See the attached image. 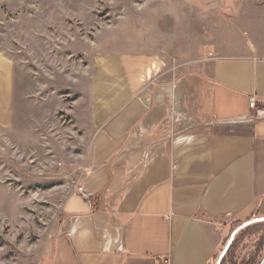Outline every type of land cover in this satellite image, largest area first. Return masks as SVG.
<instances>
[{
	"label": "crops",
	"instance_id": "0c3cea01",
	"mask_svg": "<svg viewBox=\"0 0 264 264\" xmlns=\"http://www.w3.org/2000/svg\"><path fill=\"white\" fill-rule=\"evenodd\" d=\"M234 10L192 57L94 58L87 149L42 264H213L234 226L264 219V3ZM23 74L0 46V137Z\"/></svg>",
	"mask_w": 264,
	"mask_h": 264
},
{
	"label": "rangeland",
	"instance_id": "374dc122",
	"mask_svg": "<svg viewBox=\"0 0 264 264\" xmlns=\"http://www.w3.org/2000/svg\"><path fill=\"white\" fill-rule=\"evenodd\" d=\"M245 2L264 0H0V46L24 72L13 128L0 137V264H42L61 229L87 149L81 98L94 58L181 46L191 56ZM251 233L235 264H248L261 239L262 260L264 226Z\"/></svg>",
	"mask_w": 264,
	"mask_h": 264
},
{
	"label": "trees",
	"instance_id": "16d2710c",
	"mask_svg": "<svg viewBox=\"0 0 264 264\" xmlns=\"http://www.w3.org/2000/svg\"><path fill=\"white\" fill-rule=\"evenodd\" d=\"M251 222L253 224L252 225H249V223L251 224ZM251 222H249L246 227H243V228L239 229L234 234V236L232 237V242L229 245V242L231 240V236H232V233L233 232L231 233V235L228 238V241H227L226 245L224 246V248L221 251V255H219L217 257L218 264H235L233 262V257H234L235 251L238 249V247L240 246V244H242V242H244V240L246 238L254 235V233H251L252 230L259 229L260 226H264V219H259V220L251 221ZM238 225L239 224H237V226ZM260 242L261 243L257 247L256 255L253 256L252 260L248 264H258L259 256L263 252L262 251L263 250L262 249V244H263L262 239H261Z\"/></svg>",
	"mask_w": 264,
	"mask_h": 264
},
{
	"label": "built area",
	"instance_id": "2783aa9c",
	"mask_svg": "<svg viewBox=\"0 0 264 264\" xmlns=\"http://www.w3.org/2000/svg\"><path fill=\"white\" fill-rule=\"evenodd\" d=\"M264 104V101H263ZM249 107L251 109H255L256 107V100L251 99L249 103ZM75 194L80 196L86 203L90 204L91 200L93 198V194L90 192L85 191L82 187H76L75 188ZM163 264H169L168 260H165Z\"/></svg>",
	"mask_w": 264,
	"mask_h": 264
},
{
	"label": "water",
	"instance_id": "95a60500",
	"mask_svg": "<svg viewBox=\"0 0 264 264\" xmlns=\"http://www.w3.org/2000/svg\"><path fill=\"white\" fill-rule=\"evenodd\" d=\"M231 242H232V238H231V240H230V242H229V245L231 244ZM259 264H264V256H263V258H262V260L260 261Z\"/></svg>",
	"mask_w": 264,
	"mask_h": 264
}]
</instances>
